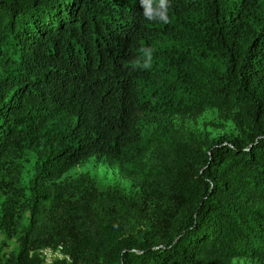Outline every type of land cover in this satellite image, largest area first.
<instances>
[{
  "label": "trees",
  "instance_id": "1",
  "mask_svg": "<svg viewBox=\"0 0 264 264\" xmlns=\"http://www.w3.org/2000/svg\"><path fill=\"white\" fill-rule=\"evenodd\" d=\"M146 10L0 0V164L35 156L24 203L12 185L0 204V233L17 205L26 214L8 264H43L39 251L59 247L53 264H264V0ZM209 113L237 137L184 126ZM89 160L141 194L88 174L52 183Z\"/></svg>",
  "mask_w": 264,
  "mask_h": 264
},
{
  "label": "rangeland",
  "instance_id": "2",
  "mask_svg": "<svg viewBox=\"0 0 264 264\" xmlns=\"http://www.w3.org/2000/svg\"><path fill=\"white\" fill-rule=\"evenodd\" d=\"M215 116V113H209L197 120L186 119L184 126L192 130L196 136L200 137L199 139L212 140L221 136L237 137V132L232 124H222L216 120ZM34 164L35 156L29 152L8 157L0 164V179L4 181V183H0V204L10 195L12 185L17 187L18 196L16 203H24L19 193L23 191L27 195L26 188L32 178ZM81 174H88L101 190L116 189L126 197L138 196L142 192V186L137 182L123 178L117 169L103 163H96L94 160H89L72 168L59 180L52 183L58 185L69 183L77 179ZM139 218L140 221L137 226L152 227V221L148 218V215L141 213ZM25 222L26 214L17 205L12 221L0 233V264H8L6 262L7 255L14 249L16 236ZM158 226L157 223L154 224V227Z\"/></svg>",
  "mask_w": 264,
  "mask_h": 264
},
{
  "label": "clouds",
  "instance_id": "3",
  "mask_svg": "<svg viewBox=\"0 0 264 264\" xmlns=\"http://www.w3.org/2000/svg\"><path fill=\"white\" fill-rule=\"evenodd\" d=\"M164 2H165V0H142L143 5L146 6V9H147L146 10L147 18L148 19H153L154 18L153 17V9L154 8H159V6L161 4H163ZM149 5H151V6H149ZM159 18L162 19L164 23H168V20H167L166 17L161 16ZM150 58H149V60H150ZM137 63H139V61ZM143 67L144 68H149V67H151V64L148 61H145L144 64H143Z\"/></svg>",
  "mask_w": 264,
  "mask_h": 264
},
{
  "label": "built area",
  "instance_id": "4",
  "mask_svg": "<svg viewBox=\"0 0 264 264\" xmlns=\"http://www.w3.org/2000/svg\"><path fill=\"white\" fill-rule=\"evenodd\" d=\"M43 260V264H53L57 260H61L64 256L61 253V248H45L39 251Z\"/></svg>",
  "mask_w": 264,
  "mask_h": 264
}]
</instances>
